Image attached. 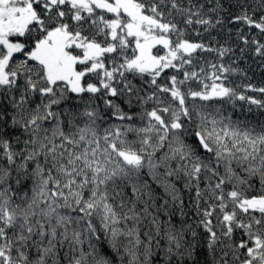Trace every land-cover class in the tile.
<instances>
[{
	"label": "snow or ice",
	"instance_id": "1",
	"mask_svg": "<svg viewBox=\"0 0 264 264\" xmlns=\"http://www.w3.org/2000/svg\"><path fill=\"white\" fill-rule=\"evenodd\" d=\"M237 7L264 34V0ZM204 8L0 0V264H264V119L229 111L264 87L186 38L224 23Z\"/></svg>",
	"mask_w": 264,
	"mask_h": 264
},
{
	"label": "trees",
	"instance_id": "2",
	"mask_svg": "<svg viewBox=\"0 0 264 264\" xmlns=\"http://www.w3.org/2000/svg\"><path fill=\"white\" fill-rule=\"evenodd\" d=\"M185 6H187V0H182ZM198 3H203L205 5L204 11L207 12L208 8L214 7L216 0H197ZM220 3L223 6L224 11L220 12L219 15L223 18L224 23L216 25L215 28L211 29L209 32L204 33L201 29V35H197L194 29H189V34L186 37L187 39L193 42H201L215 49L220 47L231 48L232 51L228 52L223 57V63L226 66L232 68H238L240 72L230 75L229 80L235 84L246 85L252 84L256 87H264V57L255 55V45L251 43L253 38L257 39L260 43H264V34L259 33L255 28H249L243 23H229L230 16L238 15L240 9L237 7V0H220ZM251 3V0H249ZM254 6V5H253ZM251 14V12H250ZM215 20V13H209ZM260 13L258 12L254 18H258ZM240 31L241 35H245L249 40V44L245 45L243 41L238 37L237 32ZM241 49H244L241 52ZM197 70L200 64H204L207 68V61H212L215 63L221 62L217 52H197ZM187 67V66H186ZM242 73V74H241ZM172 74H177L182 78V72L176 73L174 69H168L163 77L170 76ZM161 83L165 82L164 79H161ZM195 86V85H193ZM238 91L243 92V87L239 88ZM249 96H255L259 99H264V94L247 92L245 93ZM96 103L99 104L101 109L104 108L103 101L98 100ZM249 107L243 102H237V108L235 110L229 108V111L233 113V119L239 118L244 120L245 118L248 121L255 123L257 120L264 119V112H257L255 106H252L253 111L251 113L244 111ZM187 201V196H185ZM189 223L192 224L193 228L196 227L197 217L194 212H189ZM199 231V230H198Z\"/></svg>",
	"mask_w": 264,
	"mask_h": 264
},
{
	"label": "rangeland",
	"instance_id": "3",
	"mask_svg": "<svg viewBox=\"0 0 264 264\" xmlns=\"http://www.w3.org/2000/svg\"><path fill=\"white\" fill-rule=\"evenodd\" d=\"M154 51H155V49H154ZM161 54H162V52H161Z\"/></svg>",
	"mask_w": 264,
	"mask_h": 264
}]
</instances>
